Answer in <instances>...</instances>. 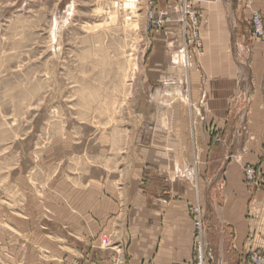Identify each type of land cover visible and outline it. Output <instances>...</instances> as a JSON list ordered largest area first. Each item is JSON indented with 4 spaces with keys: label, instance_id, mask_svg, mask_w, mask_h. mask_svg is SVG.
I'll list each match as a JSON object with an SVG mask.
<instances>
[{
    "label": "rangeland",
    "instance_id": "obj_1",
    "mask_svg": "<svg viewBox=\"0 0 264 264\" xmlns=\"http://www.w3.org/2000/svg\"><path fill=\"white\" fill-rule=\"evenodd\" d=\"M122 2L0 0V264L29 260L18 231L33 234V226L22 213L29 208L33 216L35 193L47 192L53 173L77 169L83 159L92 168L118 170L126 156L151 149L147 136L152 140L154 132L147 128L174 122L187 125V145L179 150L192 155L189 125L207 117L198 114L193 79L216 85L227 75L225 58L212 45L219 21L227 30L226 3L139 0L132 15ZM177 91L196 94L183 102ZM205 101L202 95L199 106ZM201 211L207 264L214 231Z\"/></svg>",
    "mask_w": 264,
    "mask_h": 264
},
{
    "label": "crops",
    "instance_id": "obj_2",
    "mask_svg": "<svg viewBox=\"0 0 264 264\" xmlns=\"http://www.w3.org/2000/svg\"><path fill=\"white\" fill-rule=\"evenodd\" d=\"M221 1L229 3L227 30L219 21L212 45L225 58L227 75L216 85L201 76L193 79L198 114L207 117L189 125L192 155L179 150L187 145V125L174 122L147 128L154 132L152 140L147 136L151 149L126 156L118 170L92 168L90 159H83L77 169L53 173L47 192L41 189L40 198L35 193L33 216L29 208L20 215L33 226V234L18 231L29 244L26 264H106L114 251L123 254L125 264H193L197 206L214 231L207 264H250V252L264 253V185L248 184L243 173L248 166L256 178L264 177V43L251 39L250 27L252 14L264 16V0ZM177 94L190 102L196 93ZM202 95L205 106H199ZM156 131L163 134L156 138ZM211 131L219 142L210 139ZM103 237L112 248L100 247Z\"/></svg>",
    "mask_w": 264,
    "mask_h": 264
},
{
    "label": "built area",
    "instance_id": "obj_3",
    "mask_svg": "<svg viewBox=\"0 0 264 264\" xmlns=\"http://www.w3.org/2000/svg\"><path fill=\"white\" fill-rule=\"evenodd\" d=\"M149 23L155 24V18L152 12L148 14ZM251 36L255 41L264 42V16L260 13L252 14L250 20ZM245 180L250 185H264V177L256 178L255 170L252 167H245L243 169ZM193 264H206V256L204 253V239H203V217L199 206L193 209ZM100 247L103 250H108L111 247L108 240L102 238L100 240ZM248 261L250 264H264V253L259 251H252L248 254ZM79 264V263H73ZM106 264H125V259L120 251H114Z\"/></svg>",
    "mask_w": 264,
    "mask_h": 264
},
{
    "label": "bare ground",
    "instance_id": "obj_4",
    "mask_svg": "<svg viewBox=\"0 0 264 264\" xmlns=\"http://www.w3.org/2000/svg\"><path fill=\"white\" fill-rule=\"evenodd\" d=\"M139 0H123V6L122 8L124 10H129L130 13L133 15L134 11L136 10L137 8V3H138ZM115 8V7H114ZM127 17V16H126ZM128 18V17H127ZM126 19V18H125ZM132 19V18H131ZM130 20V19H129ZM127 20V21H129ZM133 21V20H132Z\"/></svg>",
    "mask_w": 264,
    "mask_h": 264
}]
</instances>
